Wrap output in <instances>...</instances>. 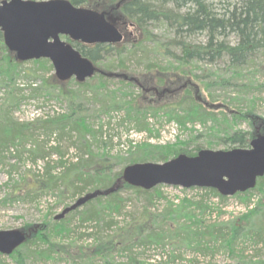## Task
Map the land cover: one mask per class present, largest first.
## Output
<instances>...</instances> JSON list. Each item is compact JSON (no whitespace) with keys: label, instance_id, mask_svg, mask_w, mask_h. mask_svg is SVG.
Returning a JSON list of instances; mask_svg holds the SVG:
<instances>
[{"label":"trees","instance_id":"1","mask_svg":"<svg viewBox=\"0 0 264 264\" xmlns=\"http://www.w3.org/2000/svg\"><path fill=\"white\" fill-rule=\"evenodd\" d=\"M71 1L80 5L87 0ZM217 3L220 4V8L217 7ZM121 8L141 27L143 36L139 39H131L127 48H117L116 61L100 65L101 69L96 70L91 77L84 81L74 78L77 88L73 91H64L58 88L56 79L53 81L41 76L38 86L30 85L31 95L34 96L33 93L43 90L47 96H60L67 99L68 109L47 117L36 118L35 121L34 119L21 121L12 114V109L23 97L18 93L20 88L16 86L15 80L21 73L26 75L31 73L23 66L24 60H19L13 51L8 50L0 29V88H5L6 92L3 101H0V158L5 156V152L11 154L10 148L14 147L16 151L13 154L18 158L27 151L32 160L37 158L45 160V177L35 179L36 183L30 187H18L7 193L4 200L31 193L38 194L47 189H60V196L77 195L75 201L83 198L80 204L69 208L62 216L54 220L44 219L28 225L29 227L24 225V228L28 227V236L13 251L5 255L15 264H29L30 253L35 251L31 250L29 245L45 243L49 248L48 243L54 232L60 233L66 230L71 232L75 227H71L70 220L75 219L77 226L87 229L84 231L85 234L94 235L96 238L92 255H88L79 262L76 261L75 264H98L99 259L112 251H132L131 244L140 245L143 250L152 243H169L174 248L183 246L185 245L183 238L187 235L192 238L190 242L197 243L195 246L197 248L212 250L224 247L229 255L235 253L236 241L244 234L249 235L251 241L259 244V247H264V204L258 203L250 216L240 215L225 222L206 225V227L203 225L201 227V224L195 222L188 225L183 205L177 206L169 202L161 210H151L149 204L152 200L162 197L163 183L145 189L131 185L120 178L123 166L128 163L147 160L164 161L180 152L195 154L203 146L197 144L189 148L188 140L164 144L143 140L134 145L130 144L127 156H121L120 153H111L107 149L113 134L106 136L102 125L95 128L90 122V117L93 115L107 114L111 117L113 110L121 108L125 112L124 119L133 120L139 130L146 129L149 134H152L149 123L146 121L148 113L156 115L162 112L167 120L174 119L183 126L189 120L205 121L209 117L214 118L217 112L216 106L223 103L204 105L197 97L186 92L184 99L177 100L175 103L141 106L134 104L133 98L137 95L133 90L127 89L119 96L116 92L120 88L111 89L108 85L111 79L117 78L119 82L126 84L124 86L138 85L140 92L142 91L141 85L134 78L126 73L118 72L120 68L127 67L126 61L129 56H135L137 62H142L144 70L177 69L182 64H192L194 61L201 60L213 62L220 58L227 60L232 67L243 66L257 51L264 48V0H121ZM161 22L170 26L173 36L165 37L149 29L150 23ZM201 32L205 35L203 42L189 40L190 37ZM231 34L235 39L229 38ZM65 38L70 40L68 37ZM146 42L150 43L151 47H147ZM72 44L96 63H100L103 56H107L110 46L109 43H83L78 40L72 41ZM149 53L167 57L169 60L162 64L147 57ZM33 62L38 64V67L47 65V68H53L47 58L33 59ZM37 69L36 67L32 69L34 72L31 75H35ZM90 89L93 92L92 97L85 98V90ZM86 99L97 107L90 110V103ZM188 99L193 101H188L189 103L184 105L185 100ZM226 111H232L233 118L237 120L249 121L252 113V109L235 111L228 108ZM222 112L224 113L225 110ZM36 129H43L49 135L56 132V143L47 144V139L40 142L32 138ZM256 133V129L239 130L227 127L213 137L227 144V148L246 147ZM198 134L193 137H197ZM63 135H66L70 141L68 145H61L58 140ZM95 144L96 150L93 149ZM69 148H74V153L70 158H66L64 154ZM52 154L58 157L51 159ZM116 164H122V166L115 168ZM58 168H61L59 172ZM263 183L264 174L257 177L253 187L237 191L233 195H249ZM199 188L221 199L227 197L213 187ZM129 190L146 201L140 209L130 215L127 221V226L130 224L135 226L134 234L129 237L123 236L122 231L125 225L121 227L120 232H113L103 238L104 236L96 233V227L100 222L109 225L114 220L112 216L109 219L104 217L106 204L110 203L113 207L120 209V202L123 201L121 191ZM198 202L201 203V201ZM192 219L199 222L196 217ZM67 224L68 227H66ZM89 228L91 229L88 230ZM3 255L0 253V264H10ZM170 257L174 258L173 254ZM105 262L115 264L108 260Z\"/></svg>","mask_w":264,"mask_h":264},{"label":"rangeland","instance_id":"2","mask_svg":"<svg viewBox=\"0 0 264 264\" xmlns=\"http://www.w3.org/2000/svg\"><path fill=\"white\" fill-rule=\"evenodd\" d=\"M80 6L107 11L109 18L123 34L122 40L109 44L108 54L103 56L100 63L94 62L99 69H101L100 65L104 63L116 61L115 52L117 48H127L131 39H139L143 36L141 27L123 12L121 0H87L82 2ZM217 7L220 8L219 3H217ZM149 29L165 37L173 36L170 26L163 22L150 23ZM62 38L66 39L65 36ZM229 38L235 39L233 34ZM189 40L203 42L205 40L204 32L190 37ZM146 45L151 47L148 42ZM147 57L162 64L169 60L167 57H160L153 53H149ZM126 64L127 67L120 68L118 72L126 73L129 77L134 78L142 87H145V90L140 92L138 85L124 86L126 84H122L117 78L111 79L108 86L111 89L119 87L120 89L116 92L119 96L122 92L125 93L127 89L133 90L137 95L133 98L136 105L157 106L168 102L175 103L177 100L184 99L186 92L197 97L204 105L223 104L216 106L217 112L214 118L209 117L205 121L189 120L185 126L174 119L167 120L162 112L156 115L148 113L146 121L149 123L152 134H149L146 129L139 130L133 120L124 119L125 112L121 108L113 110L111 117L107 114L91 116L90 122L93 127L97 128L102 125L103 131H106V136L113 134L112 141L107 146L111 153L118 152L121 156H127L130 144L134 145V143L143 140L160 144L188 140L189 148L198 144L203 148L227 149V144L219 141L217 137H213L227 127L239 130L256 129L257 133L254 136L264 133V48L257 51L241 67H232L227 60L222 58L213 62L207 60L194 61L192 64H182L177 69L162 70L155 68L144 70L142 62H137L135 56H129ZM23 66L31 74L35 67L39 69L36 70L35 75L21 73L16 78V86L20 88L18 93L22 94L23 97L19 104L12 109L13 116L21 121L32 119L35 121L39 117H47L66 111L68 109L67 99L60 96H47L43 90L33 93L34 96H32L30 85L38 86L40 77L44 76L53 81L56 79L58 88H62L64 91H73L77 88L74 81L75 77L63 81L59 80L55 76L53 68H47V65L38 67L33 59L24 60ZM85 91V98L92 97L91 89ZM4 92L5 88L1 87L0 101H3V97L6 95ZM88 99L86 100L90 103V110H94L97 105L95 107ZM188 101L193 100H185L184 105H187ZM227 107L235 111L252 109L250 121L233 118L232 111H226ZM222 110L225 112L223 113ZM196 134L198 135L194 138L193 136ZM32 138L40 142L47 139V144H54L57 140V134L54 132L49 135L43 129H36ZM89 138L92 139L90 135ZM58 140H60L61 145H68L70 142L66 135L61 136ZM10 149L11 154L5 152V156L0 158V229L20 228L28 231V225L41 222L44 219L54 220L55 216L62 212L66 206L75 202L77 195L74 197L69 196V194L60 196V189H47L38 194L31 193L4 200L7 193L18 187H30L36 183L35 179L45 177L44 159L32 160L27 151L18 158L13 154L16 149L14 147ZM93 149L96 150V144ZM72 153H74V148H69L64 155L66 158H70ZM56 157L58 156L55 154L50 156L51 159ZM120 166L122 164H116L115 168ZM60 170L61 168H58V172ZM54 172L57 171L54 170ZM161 192L162 197L154 198L149 204L151 210H161L169 202H173L177 206L183 205L187 224L191 225L195 222L201 224V227L225 222L240 215L248 214L250 216L258 203L264 204V183L249 195H227L225 199H221L197 186L182 187L163 183ZM121 197L123 201L120 202V209L113 207L110 203L106 204L104 217L109 219L112 216L114 220L109 225L100 222L96 227V233L104 236L103 238L113 232H120L121 227L125 225L126 227L122 231L123 236L129 237L135 232L133 230L135 226H131V224L127 226V221L130 215L140 209L146 201L130 190L121 191ZM193 217L198 218L199 222L194 221ZM70 221L71 227H75L74 230L71 232L66 230L60 233L55 231L48 243L49 248L53 249L47 250L49 248L45 243L29 245L31 250H35L30 253L29 264H75L76 261L79 262L88 255H92L96 238L94 235L85 234L84 231L87 229L83 226H77L76 219ZM24 225L28 227L24 228ZM191 239L188 235L185 236L183 238L185 245L175 248L169 243H152L143 250L142 246L131 244L132 251H112L104 258L99 259L97 263L107 264L105 261L108 260L115 264H264V247H259V244L253 243L254 241H251L247 234L238 238L235 244L237 250L233 255H229L224 247L212 250L197 248L195 247L197 243L190 242ZM46 250L47 252H45ZM171 254L174 258L170 257ZM3 256L10 264H15L7 255L4 254Z\"/></svg>","mask_w":264,"mask_h":264},{"label":"water","instance_id":"3","mask_svg":"<svg viewBox=\"0 0 264 264\" xmlns=\"http://www.w3.org/2000/svg\"><path fill=\"white\" fill-rule=\"evenodd\" d=\"M0 29L4 44L19 60L47 58L62 81L70 77L84 81L99 69L72 41L110 44L123 38L107 11L71 0H0ZM263 174L264 133H260L246 147L201 148L195 154L180 152L164 161L128 163L120 178L145 189L164 183L213 187L223 195H232L253 187ZM82 200L77 199L55 217ZM28 234L20 228L0 229V253L9 254Z\"/></svg>","mask_w":264,"mask_h":264},{"label":"flooded vegetation","instance_id":"4","mask_svg":"<svg viewBox=\"0 0 264 264\" xmlns=\"http://www.w3.org/2000/svg\"><path fill=\"white\" fill-rule=\"evenodd\" d=\"M141 89H142V91H144L145 90V87H142V85H141Z\"/></svg>","mask_w":264,"mask_h":264},{"label":"bare ground","instance_id":"5","mask_svg":"<svg viewBox=\"0 0 264 264\" xmlns=\"http://www.w3.org/2000/svg\"><path fill=\"white\" fill-rule=\"evenodd\" d=\"M17 58V57H16ZM96 72V71H95ZM233 195V194H232ZM4 254V253H3Z\"/></svg>","mask_w":264,"mask_h":264}]
</instances>
